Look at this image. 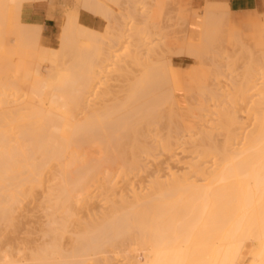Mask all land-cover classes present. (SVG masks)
I'll return each instance as SVG.
<instances>
[{"label": "bare ground", "instance_id": "bare-ground-1", "mask_svg": "<svg viewBox=\"0 0 264 264\" xmlns=\"http://www.w3.org/2000/svg\"><path fill=\"white\" fill-rule=\"evenodd\" d=\"M24 1L30 0H0V21L3 20V23L0 22V34H5V39L1 35L0 41L6 40V33H9L3 31V27L4 30L7 29L5 23L7 22L6 18L8 19L7 15L13 10L16 15L13 25L14 30L12 29L11 31L13 34H8V38L10 37L11 39L9 38L10 40H8L7 38L6 42H0V59H3L0 61H11L13 64L15 58H18L15 61L19 60L18 63H14L16 65L13 66L15 67L13 70H9L10 63L0 62V69H3V72L4 70H9L10 75H12V71L17 79L12 83L11 78L3 80V83L0 82V264H87L89 260L92 262L94 260V264H99V261L94 257L99 259V254L102 255L108 250L115 255L120 253L122 248H124V251H121L122 253L125 250L127 253L128 250L130 252L136 250L144 251L145 261L141 263L139 259V262H131L130 260H133L131 257L134 258L136 256L134 255L127 257L130 258L129 262L131 264H243L246 241H257L260 243V253L251 264H264V71L262 76L260 75L261 77L255 75V73H251L250 76L246 74L243 80L239 81L240 83L235 82L232 85L236 86V83H239L237 87H233V90L240 92L239 101L247 105L245 110L241 108L245 107V105H238L243 111H246L245 119L251 123V129L246 131V133H242L244 137L241 134L240 136L237 134L239 129L244 130L238 122V110L231 112L225 107H223L225 110L221 109L216 114L219 116V122L221 123L219 125V133L215 135L202 130L197 132L193 126V119L196 116L195 111L189 110V107L184 112L180 111L179 97L174 94V91H178L179 87L175 83L173 68H171V58L177 52L176 54L178 55L176 56L201 61L203 53L208 54L205 48L211 43L209 41L218 38V34L221 35L218 33L219 27L231 15L229 7L225 6L227 4L221 5L216 2L206 4L205 17L203 16L205 20L202 23V43L200 44L196 43L197 33L200 29L195 26L190 27L189 31L188 28L183 27L188 31V34L185 32L187 35H185L183 40L181 39L182 41L180 42L176 39L166 40L165 42L168 46L166 44L164 46L163 42L162 45L164 47L160 45L159 49H162L159 52L157 51V46L152 47L153 44L151 45L152 48H156L153 52L151 48L146 47L150 44L147 45L146 42H141L142 40L140 39L141 41H139L136 37L134 39L138 41L137 43L135 41L133 45L130 38L126 39L131 46L126 48H128V54L133 60L132 63H129L131 66L127 64L129 66L127 68V66L122 65L119 70L118 67L121 65L115 64L117 68H112L114 64H109L110 61L102 63V65L98 63L100 68L95 66V63L94 66H91L93 63L91 62L92 58L90 59L89 56H101V52V54H98L99 50L102 49H99V44H108L112 41L108 37L113 38L114 29L117 30L116 24H121L120 26L123 28V24L131 23V19L129 18V21H127L126 18L130 11L127 16L122 18L121 15L122 19L118 17L119 20H116L117 17L114 16L113 11L104 3L99 0H83L81 9L95 16H102L105 18L104 20H109L112 17L111 14L114 18L116 17L115 19L112 17L110 21L106 20L109 22L108 30H112L108 31L106 29V36L99 34L101 38L106 37L103 40L98 38L100 36H98V33H96L97 35L95 34V30L81 25L76 16L72 13H67L66 21L60 28V32L57 30L60 46L55 49H48L40 44L43 27L28 25L20 20L19 13ZM117 1L115 0V2ZM161 2L163 1L161 0ZM161 2H156L161 8L159 9L155 6L158 8L157 11L154 10L156 13H160L159 10L163 12L168 7H166L167 0L163 3ZM138 3L140 4V2ZM125 4L131 5V0H127ZM145 4L146 7L142 6L144 10L149 8V6L147 7L148 2ZM149 4L151 5V3ZM186 4L188 5L189 2ZM11 6H13V10ZM136 6L134 4L130 6L133 11L128 7L131 10V17L134 15L137 18L138 16H143L142 19L145 22L150 20L145 16V12L147 11L148 13L149 10L147 9L143 12L142 7L138 6L139 9H136ZM152 6L154 5L152 4ZM117 7L119 8V3ZM179 8L181 9V7ZM180 9L178 13L180 12L181 16H179L180 14L176 15L185 22L186 18H184L183 14L189 12L187 10L189 7L186 8L184 6ZM123 12L124 10L122 14ZM193 12L192 18H194ZM195 13L198 14V12ZM187 15L189 18L191 14L188 13ZM160 17L156 16V19ZM165 17L161 18L165 19ZM139 18L138 20L134 19L133 22L138 24L142 20H139ZM154 18L149 21L150 23L152 22L151 24L155 21ZM171 18L173 19V17ZM179 18L177 19L179 20ZM142 21H140L141 24L139 23L141 26ZM192 21H195V19H192ZM164 22L168 24L167 21ZM187 22L188 24L185 27H189V20ZM146 23L142 26L144 29H147L148 26L150 27V23ZM158 23L160 22L158 21ZM226 23L228 24V30L230 28L227 31V35L230 37L229 45H232L233 42L231 40L234 38L248 39L251 36L253 37L251 39L255 42L254 39L259 41L264 35V29L258 26L259 28L253 33H249L250 36L248 37L242 33H235L234 36L236 37H234L229 18ZM172 24L171 26L174 27ZM181 24L182 22L180 26ZM132 25H127L126 27H131ZM155 25L157 24L154 23L153 26L155 27ZM163 26L165 27V25ZM130 27L128 28L129 32L132 29ZM150 29L149 31H151ZM161 29L163 30V28ZM119 30L116 32H119ZM112 31L114 32L113 34ZM83 32H89L87 34L90 35V38L87 34L83 36L84 38L86 37L87 41L94 37L93 39L98 38L100 42H104L100 43L98 39L94 40L95 42L89 40L88 42H91V45L95 43L97 46L95 47L93 44L92 46H87L89 50L85 47L83 48L84 50H80L79 40H83ZM127 32L125 31L124 33L123 29V32L119 34L121 36L125 34L126 38L128 37ZM160 32L161 34H159L162 36L163 32ZM255 32H257V36L251 35ZM81 33L83 34L81 35ZM145 33L148 34V32ZM151 33L152 36L156 35H153V31ZM132 34H135V32ZM237 34H239L238 37ZM240 34L244 36L240 37ZM80 36L81 39H79ZM121 36L117 37V39L115 38L119 44L124 39ZM138 36L141 38L143 34L142 36L138 34ZM160 36L158 39H161ZM166 36L165 38L171 37ZM153 39H156L157 42L160 41L154 37ZM144 40L146 41L147 39ZM97 41L99 44L96 43ZM127 41H123L122 44L128 45ZM168 41H173V43H168ZM153 42L150 41V43ZM204 42H207L208 45L204 46V50H201ZM253 42L251 41L250 43L254 45ZM125 45H122L121 48L124 49ZM115 46H113V50L117 48ZM165 47L166 49H164ZM255 47L257 50L263 49L260 41L255 43ZM91 48L92 51L90 50ZM126 48L125 50H127ZM237 49L241 50V47ZM78 51L81 53H77ZM262 51H255L253 55H258L259 53L257 58H261L260 55L264 52ZM109 53H104L108 56L105 57L107 59L114 58L115 54L112 52L114 54L112 57L111 53ZM172 53L174 56H172ZM81 60L83 61L82 63ZM85 60L90 61L91 63L88 62L90 65H87ZM257 61L259 62L260 60ZM260 63L263 62L261 61ZM1 65L5 66L6 69L1 68ZM203 66L204 63L195 65L188 83L192 87H188L189 85L186 82L185 88H187L188 92H197V90L194 91L192 88H194L193 86L197 88L198 84L196 82L198 78L203 85V79L200 80V77L204 78L206 76H203L205 74L204 71H206V67L203 68ZM262 67L264 70V63ZM10 68H12V65ZM114 69H117V71ZM121 69L123 74L119 72ZM126 69L129 71H126ZM214 69L213 71L215 72L212 73L213 81H219L224 71L219 64H216ZM254 70L257 71V69ZM110 71L117 73L115 76L112 74L114 78H117L118 74L120 77L124 76L126 71L125 76H122L125 79L121 78L122 81L119 80L120 82L124 80V82L120 83L121 85H116L120 77L115 82L114 78L109 76L111 74ZM258 71L260 73L259 69ZM3 72H1V76H3ZM65 72L69 74L67 80H63L66 76ZM4 77L8 78L10 76L7 77L5 75ZM207 77L205 78L207 79ZM108 79L111 82L113 80L114 83H109ZM126 79L127 81L125 82ZM61 82L62 84H60ZM207 82L208 80L204 85ZM124 83L125 85L127 83V85L123 87L122 84ZM198 83L200 85V82ZM169 84L171 85L169 86ZM202 85H200L201 88L199 87L198 91H200L199 93H201L206 102V99L210 96L205 98V95L202 94L205 93L206 89ZM17 90L27 92L26 98L30 100L32 98L33 107L29 99L28 103L23 104L25 101H21L22 105H17L16 102H18L19 98L14 95ZM8 92H11L12 96L14 95L17 100L13 97L12 99L16 101L11 99L10 101ZM219 95L217 96L216 93L214 96L217 99L225 98ZM227 96H230V94ZM212 98L213 100L215 99L214 97ZM217 99L215 101L220 100ZM198 102L201 104L198 103L199 105H197L196 103L199 108L195 110H200L203 106L206 107L207 103H202L201 100ZM232 104L234 105L235 103ZM220 106L222 105L220 104ZM233 107L232 109L235 111ZM241 109L240 111L243 112ZM203 114L201 113V115ZM201 115L199 117L203 118L204 115ZM162 120L168 121L169 127L174 125L169 130V127L164 124L166 129L169 130L166 132L164 129L166 135L163 134V130L160 131L164 127H161L163 125L160 123ZM154 134L156 138H158V134L159 138L160 135L162 136L160 138V147L165 153L172 152L175 145L179 146L178 142L183 138L185 145L190 142L191 149H193L192 153H196L197 156L192 158V160L190 159V161H183L182 165L185 164L186 168L184 169L188 172L184 170L186 173L182 172L183 174H178L179 176L172 172L170 173L171 179L168 181H162L160 177L156 176L146 194L140 193L139 195L132 191L131 200H126L127 197L125 198L124 196V199H121V196L118 204L109 202L111 197L108 198L106 196V191L114 188L109 187L110 189L108 188L105 191L106 194L104 192V201L111 203V206L109 207V204L108 209L106 208L107 212H109L107 213L105 210L106 213L103 211L101 215L96 214L97 216L88 214L89 216H87L85 221V218L83 219L80 216L82 211L80 209L84 208L86 200L91 197L87 194L90 191L89 189L91 187L94 188L95 185V189H102L101 186L100 188L98 186L101 180L100 176L103 175L102 177H104L106 174L109 178V174L114 173L115 163L120 160L119 155L123 156L125 154L119 166V174L125 177L126 174L129 176L128 174H132V171H136L140 162V155H152L153 147H149L143 139ZM219 136L222 139L221 141L216 139ZM241 136L243 137V139L241 138L243 142H240V145L234 144V140ZM183 146L184 144H182ZM96 153H99L98 155L101 158L97 157L94 159ZM108 153H112V156H109L110 154L106 155ZM113 155L117 157V160L116 158L111 160V158H114ZM128 155L129 159L127 158ZM105 156H109V160ZM126 158L127 160H125ZM177 162L179 163V161ZM207 162L213 163V166L206 164ZM205 165H209L211 169ZM107 177L105 181L108 179ZM192 177H195V179L201 177V182L195 179L192 180ZM104 184L102 185L106 187L107 185ZM106 197L109 199L108 202ZM26 202H31V206H35L34 210H41L42 215L37 212L40 214L37 219L41 220V222L39 221L41 223L39 226L40 228L42 227V231L39 230L40 228L37 230V227H34L38 225V222H34L36 220L34 212L33 224H36L33 225V228L35 229L31 228L32 231L28 229V233L30 234L31 232L33 233V230H37V235H41L38 238L41 237L39 240H41L40 243L42 244L35 243L34 241L38 239L34 237V241L30 240L37 247H32V242L29 243L30 240L25 237L29 242L22 239V243L20 242V245L23 244L21 248L18 247L17 250L13 251L12 245L14 242L19 244L20 241L18 239L20 234L16 237L18 239L16 242L14 233H18L17 231L20 229V232H22V226L19 227L18 225H22L20 222H26H24V217H22L24 218L23 221H20L22 216L20 213L25 211L24 204ZM27 204L29 205V203ZM81 205L83 206L81 207ZM23 225L25 226V224ZM35 233L36 231L33 235L37 236ZM12 234L15 239L13 243ZM28 237L30 238V236ZM67 240L69 241V246L64 244ZM27 243L31 244L32 249L29 244L28 248L26 247ZM15 244L13 245L14 248ZM124 245L129 247L125 249ZM15 251L16 255L14 254ZM18 254H22V257ZM108 259L110 258L108 257L106 261ZM111 260L109 262H112Z\"/></svg>", "mask_w": 264, "mask_h": 264}, {"label": "rangeland", "instance_id": "rangeland-1", "mask_svg": "<svg viewBox=\"0 0 264 264\" xmlns=\"http://www.w3.org/2000/svg\"><path fill=\"white\" fill-rule=\"evenodd\" d=\"M30 1H33V0H30ZM82 1V2H81ZM102 3H104L108 8H110L112 11H113V14H114V16H116L117 18L119 17V18H121V15H122V18H123V16H127V14H128V12H129V14H128V17H126L127 18V21H129V18L131 19V23L133 22V20L134 19H137L138 20V18H139V20L140 19H142L143 18V16H138V18H137V16H135V18L133 19V17H131L132 15H131V10L133 11V9H131L132 7H130V6H132L133 4L136 6L137 4H139L138 2H140V4L139 5H137L136 6V9L138 8L139 9V7L138 6H140V7H146V2H148V5H147V7L149 6V8H146V10L148 9L149 11H148V13H150V14H148L147 13V11L146 10H144V8L142 9V10H144L143 12H145L146 13V15L145 16H147L146 18L148 19H150V20H147L146 22L147 23H150L149 21H152L153 20V18H154V22H153V24H151L150 23V27H151V29H150V27L148 26V28L151 30V31H149V29L147 28V25H146V28L147 29H144V27H142V26H144L145 24L144 23H146L145 22V20L144 19H142L143 21H144V23H143V21L142 20H140V21H142V26L140 25L141 24V22L139 21V23L137 24V23H135V22H133L132 24H134V25H132L131 23H127V25H132L131 27H132V29H130L131 31V33L129 32V27L130 26H128V27H126L127 25L126 24H123V28H122V26H120L121 24H116L117 26H115V27H117L116 29L117 30H115L114 29V31H115V34L113 35V38H109L108 36H110V35H108L107 37H108V39H110V43H108V44H104L103 42L104 41H101L103 44L101 45V44H99L98 43V41L96 42L97 44H99L100 46H102V47H100V46H98L99 47V49L100 48H102V49H100L99 50V52H98V54H101V56L99 55H96V57H90L89 56V58L91 59V62L93 63V64H91V66L93 65L94 66V63L96 64L95 66H97V67H99V64L98 63H100V65H102V63H107V62H109V64H111V65H113L112 66V68L114 67V68H117V66L116 65H121V66H119L118 68H119V70H120V68H122V65H124V66H127V64L129 65V66H131V64H129V63H132V58H131V56H129V54H128V48H126V47H129L130 45V43L128 44V39L130 38V41H132V45H133V43H135V41H136V39H139V41H141V42H146L147 43V45H149V46H146V44L145 43H143V44H145V46L146 47H148V48H151L152 50H153V52L155 51V49L157 48L158 50V52H159V50L161 51V49L162 48H160L159 49V47H161L160 45H162V43H163V45L165 46V44L167 45V43L165 42L166 40H177L178 42H180V41H182L183 40V38L185 37V35H187L188 34V31L190 30V27H199V32L197 33V37H196V43L197 44H200V43H202V29H203V22H204V20H205V18H203V16L205 15V11L204 10H206V5L204 6V7H202V8H195L194 6H193V4L191 3V1L190 0H167V5H166V7H167V9L166 10H164L163 12L161 11V10H159L160 11V13H161V15H160V13H156L155 11H157L158 10V8L160 7L159 5H157V3L160 1L161 2V0H158V1H152V0H131V5L130 4H125V2L127 1V0H116L117 2H115V0H111V1H107V0H100ZM163 2L165 1V0H162ZM172 1V2H171ZM189 2V6L186 4V3H182V2ZM26 2H28V1H24L23 3H22V8H23V6H24V4L26 3ZM33 2H35V1H33ZM81 2V3H80ZM112 4H111V3ZM132 2H133V4H132ZM141 2H142V4H141ZM152 2H154V3H152ZM157 2V3H156ZM163 2H161V3H163ZM82 3H83V0H71V3H69V4H64L63 6H64V13H63V15H64V18L63 19H61L60 20V28L64 25V23H65V21H66V16H67V13H72L74 16H76L77 18H78V12L80 11V10H83V9H81V6H82ZM118 3H119V8L117 7L118 6ZM137 3V4H136ZM149 3H151V5L149 4ZM161 3H159V4H161ZM115 4H117V5H114ZM152 4L154 5V6H152ZM169 4V5H168ZM184 4V5H183ZM208 4V3H207ZM210 4V3H209ZM153 8H152V7ZM158 7V8H156V7ZM184 6H186V8L187 7H189V9H187V10H189V14H191V15H189L190 17V19L188 18V13L186 14V12L185 11H187L186 9H183V10H185L184 12V14H183V16H184V18H186L185 19V22H186V24H185V22L184 21H182V18H179V17H177V15H179V16H181V13L179 12L178 13V11H179V7H181V9H182V7H184ZM128 7H129V9H131V10H129L128 9ZM11 8H12V10H13V6H11ZM22 8H21V11H20V13H19V16H20V20L22 21V19H21V12H22ZM124 8V9H123ZM125 8H127V9H125ZM150 8H152V9H150ZM165 8V7H164ZM159 9H161V8H159ZM173 9H175V10H173ZM180 9V10H181ZM124 10V12H123V14H122V11ZM126 10V11H125ZM155 10V11H154ZM169 10V11H168ZM171 10V11H170ZM175 12H173V11ZM183 10H182V13H183ZM192 11H194L193 13H194V18H192L191 16H193L192 15ZM166 12V13H165ZM195 12H198V14H196ZM203 12H204V14H203ZM125 13H126V15H125ZM145 13H143V14H145ZM154 13V15L152 16V14ZM171 13V14H170ZM173 13V14H172ZM133 14V13H132ZM159 14V15H158ZM163 14V15H162ZM165 14V15H164ZM169 14V15H168ZM177 14V15H176ZM195 14H196V16H195ZM93 15V14H92ZM157 17H165V19L164 18H157L156 19V16ZM176 15V16H175ZM8 16V19L6 18V21L8 22H5L6 23V27H7V29L6 30H4V27H3V31H7V32H9V33H6L7 35H6V40H1V41H7V38H8V34H13L11 31H12V29L14 30V21H15V12H14V10L13 11H10L9 12V14L7 15ZM110 16V15H109ZM111 16L113 17V15L111 14ZM110 16V17H111ZM145 16H144V18H145ZM148 16H150V17H148ZM182 16V17H183ZM197 16H199V17H197ZM97 17H99V18H101L103 21H104V25H103V27L101 28V29H98V30H95L94 32H95V34L96 33H98V36H102L103 34H104V36H106L105 35V32H107L106 31V29L108 30V23L109 22H107V21H110V19L112 20V17L108 20V19H106V20H104L105 18H103L102 16L100 17V16H97ZM115 17V18H116ZM153 17V18H152ZM171 17H173V19L171 18ZM176 17V18H175ZM196 17V18H195ZM205 17V16H204ZM114 18V17H113ZM114 18V19H115ZM116 18V20H119V18L117 19ZM121 18V19H122ZM125 18V17H124ZM126 18H125V20H126ZM168 18V19H167ZM177 18H179V20H180V22H179V20L177 19ZM183 18V19H184ZM228 18H229V21H231V28L233 29V31H232V33L234 32V34H232L233 36L235 35V33H242V34H244L245 36H250V34L249 33H253L256 29H258L259 27L258 26H261V28L262 29H264V14H257V13H246V14H240V15H236V14H232L231 13V15H229L228 17H227V19H225L224 21H226L227 22V20H228ZM120 19V20H121ZM162 19V20H161ZM170 19V20H169ZM189 20V27H185V26H187V24H188V20ZM192 19H195V21H192ZM125 20H123V21H125ZM136 20V22H138ZM187 20V21H186ZM122 21V20H121ZM157 21V22H156ZM158 21L160 22V23H158ZM161 21H162V24H161ZM163 21H167L168 22V24L166 23V22H164L163 23ZM177 21V22H176ZM222 22L221 24L222 25H220V27H219V31H218V33H220L221 35H217V37L218 38H216V39H214L213 41H209V42H211L209 45H208V43L207 42H204V45H200L202 48H201V50H204V46H207L205 49H207V53L208 54H206V53H203L204 55H203V58L201 59V61H198V60H196V59H193V58H188V57H180V56H176V55H178V54H176L175 53V56H174V52L172 53L173 55L172 56H174V57H172L171 58V60H172V64H171V68H173L172 70H173V74H174V78H175V83L177 84V86L179 87V89H178V91H174V94L175 95H177L178 97H179V99H178V101L180 102V104H181V108H180V111H185L186 110V108H188L189 110H193V111H195V113H196V116H195V118L193 119V126L195 127V130L198 132V131H200V130H202V131H207V132H211V133H214L215 135H216V133H219V130H220V127H219V125H221V123L219 122V116H217L216 114L221 110V109H224L223 107H225L226 109H228L229 111H231V112H236V110H238L237 112V114H238V116H239V120H238V122L240 123L239 125H240V127H243L244 128V130L243 129H239L238 131H237V134H239L238 136H240V134L244 137V134H242V133H246V131H249L250 129H251V123H250V121L249 120H246L245 118H246V114L247 113H245L246 111H243L241 108H244V110L246 109V104L245 103H242L241 101H239V98H240V96L241 95H239L240 94V92L238 91V90H233V87H237V85L240 83L239 81L240 80H243V78L245 77V75L247 74V76H250V74L251 73H255V75H261L262 76V72L264 71L263 70V67H262V65H263V63H264V60H263V58H264V35H262V37L260 38L261 40H259L260 42H261V44H262V50H257V48L255 47V43L257 42H259V41H256V40H258V39H254L255 40V42H253V39H251V38H253V37H251L250 36V38L248 37V39L247 38H240V39H232L231 40V42H233L232 43V45H229V38L230 37H228V35H227V31H229L230 30V28H229V30H228V28H227V26H228V24L226 23V22ZM1 23H3V20H1L0 21ZM23 22V21H22ZM171 22V23H170ZM179 22V23H178ZM182 22V24H184V25H182L181 24V26H180V23ZM194 22V23H193ZM1 23H0V25H1ZM120 23V22H119ZM146 23V24H147ZM154 23H156L157 25H155V27L153 26L154 25ZM173 23V24H172ZM160 24V25H159ZM171 24L172 25H174V27H172L171 26ZM178 24V25H177ZM120 26V30L118 29V27ZM125 25V26H124ZM138 25V26H137ZM153 27H152V26ZM159 25V26H158ZM163 25H165V27L163 26ZM167 25H168V28H167ZM170 25V26H169ZM32 26H35V25H32ZM134 26V27H133ZM130 27V28H131ZM171 27V28H170ZM178 27V28H177ZM180 27H182V28H180ZM188 28V31L187 30H185L184 28ZM222 27V28H221ZM60 28H59V32H60ZM121 28H122V30H121ZM125 28H127L126 30H125ZM140 28V29H139ZM142 28V29H141ZM152 28H154L153 30H152ZM160 28H163V30L161 29L160 30ZM174 28H177V29H174ZM110 29V28H109ZM123 29H124V33H125V31L127 32L126 34L128 35V37H126L125 38V34H122V36L119 34V33H122L123 32ZM137 29H138V31H137ZM157 29V30H156ZM165 29V30H164ZM172 29H173V31H172ZM222 29V30H221ZM1 30V29H0ZM112 30V29H111ZM111 30H108V31H111ZM119 30V32H116V31H118ZM135 30V31H134ZM142 30H144V31H142ZM162 31L163 32V34H162V36H160V34H161V32L160 31ZM167 30V31H166ZM177 30V31H176ZM179 30H180V32H179ZM184 30V31H183ZM122 31V32H121ZM141 31V32H140ZM153 31V35H155V36H152V32ZM155 31V32H154ZM258 31V30H257ZM4 32V33H5ZM81 32H82V30H81ZM135 32V34H132V33H134ZM145 32H148V34L147 33H145ZM169 32H171V33H169ZM182 32H184V33H182ZM185 32H187V34L185 33ZM245 32V33H244ZM84 33V34H83ZM83 33H81V35H82V38H83V40L81 39V36H80V38L79 39H81V40H79L80 41V50H82L84 47L85 48H87V46H92L93 44H94V46L96 47L97 45L95 44V43H92V45H91V42H88L89 40L91 41H94V40H97L98 38H101V36L100 37H98L97 39H93V38H91V39H89L90 38V35H88L87 33H89V32H83ZM92 33V32H91ZM114 32L112 31V34H113ZM122 37V38H124V39H122L124 42L125 41H127V44L128 45H125V43L124 44H122L123 43V41L122 42H120V44H119V42L117 43V37L119 36L118 34ZM129 33H130V35H129ZM140 35V36H142V34H143V39H142V37L141 38H139V36H138V34ZM160 33V34H159ZM174 35H173V34ZM85 34H87V36H89V38L87 37V39H89L88 41L83 37V36H86ZM100 34V35H99ZM151 35V37H149L150 35ZM177 34H179V35H177ZM242 34H240V37H242V36H244V35H242ZM257 34V32H255L254 34H251V35H253V36H257L256 35ZM1 35H3V37H4V39H5V34H3V33H1L0 34V39H1ZM93 35V34H92ZM97 35V34H96ZM147 35H149V36H147ZM158 35V36H157ZM166 37H169V36H171V37H169V38H165V36ZM10 36V35H9ZM119 36V37H120ZM146 36H147V38H146ZM161 37V39H158V37ZM231 36V35H230ZM239 36V34H237V37ZM12 37H14V36H12ZM92 37V36H91ZM118 37V38H119ZM131 37H133L132 38V40H131ZM136 37V39H134ZM153 37L154 38H157L158 40H160V41H156V39L154 40L153 39ZM178 37V38H177ZM216 37V36H215ZM228 37V38H227ZM234 37H236V36H234ZM10 38V37H9ZM8 38V40H10ZM15 38V37H14ZM96 38V37H95ZM104 38H106V37H104ZM104 38H101V39H103L104 40ZM116 38V39H115ZM165 40H164V39ZM171 38V39H170ZM255 38H258V37H255ZM127 39V40H126ZM133 39H134V41H133ZM141 39V40H140ZM144 39H147L146 41L144 40ZM153 39V40H152ZM182 39V40H181ZM227 41H226V40ZM250 39V40H249ZM99 40V42H100V39H98ZM114 40H115V42H114ZM164 40V41H163ZM0 41V42H1ZM118 41H120L119 39H118ZM138 41V40H137ZM137 41H136V43H137ZM150 41H154L153 43H150ZM214 41H216V42H214ZM226 41V42H225ZM240 41V42H239ZM253 42L254 43V45L252 44V43H250V42ZM95 42V41H94ZM100 42V43H101ZM157 44H156V43ZM170 42H172L173 43V41H168V43H170ZM237 42V43H236ZM117 43V44H116ZM155 43V44H154ZM214 43V44H213ZM228 43V44H227ZM120 46H119V45ZM154 46H153V45ZM235 44H237V45H239L238 47H236L237 45H235ZM116 45V46H115ZM122 45H125V47H123L124 49H122L121 47H122ZM151 45H152V47H156V48H152L151 47ZM162 45V46H163ZM228 45V46H227ZM246 45V46H245ZM257 45H259V44H257ZM60 46V41L58 42V46H57V48ZM104 46V47H103ZM110 46H111V48H110ZM113 46H115V47H117V48H115V50H113ZM145 46H143V47H145ZM163 46V47H164ZM168 46V45H167ZM234 46V47H233ZM249 46H251V47H249ZM107 47V48H106ZM131 47V46H130ZM241 47V50L240 49H237V48H240ZM258 47H260V46H258ZM93 48V47H92ZM92 48L90 49L91 51H92ZM125 48L127 49V50H125ZM231 49V50H229V49ZM245 48V49H244ZM254 48V49H253ZM256 48V49H255ZM88 50H89V47L87 48ZM106 49V50H105ZM111 49V50H110ZM117 49V50H116ZM164 49H166V47L164 48ZM214 49V50H213ZM243 49V50H242ZM1 50V49H0ZM84 50V49H83ZM94 50V49H93ZM98 50V49H97ZM110 50V51H109ZM247 50V51H246ZM253 50H255L256 52L257 51H262L263 53H261V58L260 57H258L257 58V56L259 55V53H258V55H253V54H255V51H253ZM105 51V52H104ZM108 51V52H107ZM236 52V54H235V52ZM94 52V51H93ZM101 52V53H100ZM111 54H110V53ZM115 54V56H114V54ZM204 52V51H203ZM77 53H81L80 51H78ZM88 53H92V52H88ZM96 53H97V51H96ZM104 53H109L112 57L114 56V58H110V59H107L106 57H108L107 56V54H104ZM247 53V54H246ZM85 54H86V51H85ZM95 54V53H94ZM235 54V55H234ZM250 54V55H249ZM257 54V53H256ZM78 55V54H77ZM83 55V54H82ZM88 55V54H87ZM109 55V56H110ZM117 55V56H116ZM130 55H131V53H130ZM223 56V58H222V56ZM79 56V55H78ZM77 56V57H78ZM80 56H81V54H80ZM106 56V57H105ZM205 56H207V57H205ZM255 56V57H254ZM100 57V58H99ZM117 57V58H116ZM218 57H220V58H217ZM15 58V57H14ZM13 58V59H14ZM80 59H81V57H79ZM96 58H97V60H96ZM116 58V59H115ZM251 58V59H250ZM12 59V60H13ZM18 59V58H17ZM16 58L14 59V61H13V64L11 63V61H3L4 63L6 62L7 64L8 63H10L11 65H12V68H10V66L11 65H9V70H13L15 67H13L14 65H16V64H14V63H18V61H15V60H17ZM84 59V58H83ZM256 59V60H255ZM0 60H3V59H0ZM4 60H7V59H4ZM11 60V59H10ZM68 60H70V59H68ZM102 60V61H101ZM217 61L216 63H215V61ZM251 60V61H250ZM257 60H260L259 62L257 61ZM85 61H87V60H85ZM84 61V62H85ZM256 61V62H255ZM263 62V63H260V62ZM1 62V61H0ZM3 62H1V63H3ZM79 62V61H78ZM83 61L81 60V63H82ZM88 62H90V61H87L86 63H87V65H90V64H88ZM90 62V63H91ZM134 62V61H133ZM5 63V64H6ZM68 63H71V62H68ZM122 63V64H121ZM171 63V62H170ZM199 63H204V66H203V68H205V70L207 71L208 70V72H206V71H204L205 72V74L203 75V76H205V77H207V79L204 77V78H202V77H200V80H202L203 79V81H204V83L208 80V82L204 85V83H203V85L201 84L202 82L201 81H199V78H198V81L196 82L197 84H198V86H197V84H196V86H197V88L195 87V86H193L194 88H192V90L194 89V91L195 90H197V92L195 91V93L194 92H188L187 91V88H185L186 87V82H187V84L190 82V76H191V73H192V71H193V69H194V67H195V65H199ZM205 63H207V64H205ZM215 63V64H214ZM116 64V65H115ZM216 64H219L220 66H221V68H222V70L224 71V74H223V76L219 79V81H213V75H212V73L213 72H215V71H213V70H215L214 69V67H215V65ZM253 64H255V65H257V66H255V65H253ZM207 65V66H206ZM213 65V66H212ZM7 66V65H6ZM129 66H127V68L129 67ZM254 67V68H253ZM1 68H5L6 69V67L5 66H3V65H1ZM8 68V67H7ZM100 68V67H99ZM111 68V67H110ZM110 68H108L109 70H110ZM170 68V69H171ZM96 69H98V68H96ZM174 69H176V70H174ZM210 69V70H209ZM254 69H257V71H255ZM258 69L260 70V73H259V71H258ZM1 71H0V82H2L3 83V80L5 81V79H10L11 80V83L12 82H15L17 79L14 77V73L11 71V73H12V75H10V71L9 70H4V72H3V69H0ZM111 70H113V69H111ZM115 71H117V69H114ZM202 70H204V69H202ZM114 71V72H115ZM126 71H129L128 69H126ZM125 71V72H126ZM175 71V72H174ZM180 71V72H179ZM1 72H3V76H1ZM111 72V71H110ZM109 72V73H110ZM111 72V74H109V76L111 77V78H114V76L115 75H117V73L115 72ZM119 72H121L122 74H123V71H122V69H121V71H119ZM125 72H124V76H125ZM247 72V73H246ZM4 73H6L5 75L8 77V76H10V77H8V78H5L4 76ZM9 75H8V74ZM129 73V72H128ZM127 73V74H128ZM243 73H245V74H243ZM256 73H258V74H256ZM108 74V73H107ZM106 74V75H107ZM112 74H114V76L112 77ZM211 74V75H210ZM65 77L63 78V80H67V78L69 77V74L67 73V72H65ZM108 76V75H107ZM123 76V75H122ZM122 76L120 77L119 76V74H118V76H116L117 78L118 77H120V78H118V81L116 82V80H117V78H114L113 80H115V82H116V85H121L120 83H123L124 82V80H123V82H120V81H122V79H125V78H122ZM123 76V77H124ZM260 76V77H261ZM3 77H4V79H3ZM14 77V78H13ZM131 77V76H130ZM122 78V79H121ZM126 78H127V75H126ZM128 78H129V74H128ZM127 78V79H128ZM132 78V77H131ZM127 79L125 80V82L127 81ZM179 79H181L180 81H179ZM206 81H205V80ZM246 79V78H245ZM10 80H8V81H10ZM109 81H110V79H108ZM113 80H112V82L110 81L109 83H114L113 82ZM120 80V81H119ZM6 82H7V80H6ZM198 82H200V85H202V87L204 88V87H206V89H205V93H202V94H204L205 95V98H206V96H210V97H208V98H210V99H206V102L204 101L205 99L202 97V95H201V93H199L200 91H198V88L200 87L201 88V86L199 85V83ZM235 82H239L238 84L236 83V86L234 85V86H232ZM8 83V82H7ZM10 83V82H9ZM60 84H62V82L60 83ZM111 84V85H112ZM126 85H127V83H126ZM125 85V83L124 84H122V86L124 87V86H126ZM171 84H169V86H170ZM189 86L188 87H192L190 84H188ZM168 86V85H167ZM166 86V87H167ZM169 86H168V88H169ZM208 86V87H207ZM199 88V89H200ZM208 88H209V90H208ZM235 89V88H234ZM240 89V88H239ZM216 90V91H215ZM10 91H12V90H10ZM239 93H238V92ZM212 92V93H211ZM14 93V92H13ZM170 94H171V92H169ZM173 93V92H172ZM213 93H217V96L219 95L220 97H225V98H223V99H221V98H219V99H217L216 98V96H214L215 94H213ZM8 94H10V98H9V100L11 99V100H13L12 98L14 97V95H17V96H15V97H17V98H19L18 100H17V98H15L18 102H16L17 103V105H22V102H24L23 104H26V103H28L29 102V98H26L27 97V92L26 91H15V93H14V95L12 96V94H11V92H8ZM187 94V95H186ZM199 94V95H198ZM223 94V95H222ZM230 94V96H227V95H229ZM234 94V95H233ZM22 95V96H21ZM25 95V96H24ZM189 95H190V98H189ZM193 95V96H192ZM203 95V96H204ZM227 97H226V96ZM23 97V98H22ZM192 97V98H191ZM201 97V98H200ZM212 97H214L215 99L213 100V98ZM197 98V99H196ZM198 98H200V99H198ZM229 98H231V99H229ZM13 100V101H16V100ZM25 99V100H24ZM29 99V100H28ZM191 99V100H190ZM219 100V101H215V100ZM228 99H229V101H228ZM10 100V101H11ZM26 100H28V101H26ZM193 100V101H192ZM201 100V102L203 103H207L206 104V107L205 106H203V107H205V108H201L200 110L199 109H197V110H195L196 108H199L197 105H199V104H201V103H199L198 101H200ZM213 100V101H212ZM226 100V101H225ZM22 101V102H21ZM32 101V98H31V100H30V102ZM228 101V102H227ZM233 101V102H232ZM33 102V101H32ZM31 102V103H32ZM196 103H197V105H196ZM199 103V104H198ZM217 103H219V104H217ZM232 103H235V104H237V105H235L236 107H238V105H240V106H242V105H245V107H238V108H236ZM220 104L222 105V106H220ZM32 105V107H33V103L31 104ZM219 105V106H218ZM234 107H233V106ZM233 108H235V111H234V109H232V107ZM220 107V108H219ZM207 108V110H205ZM248 108V107H247ZM240 109L243 111V112H241L240 111ZM225 110V109H224ZM199 111V112H198ZM200 111H201V113L204 115H201V113H200ZM206 112H208V113H206ZM200 113V114H199ZM206 114V115H205ZM199 115H201V116H203V118H201V117H199ZM243 116H245V117H243ZM163 122H165V120H162V122H160L161 124H163V125H161V127L162 126H164V127H162L163 129H161V127H159V129H161L160 131H164V129H165V131L167 132V131H169L170 130V127H169V122L168 121H166L165 123H163ZM168 122V123H167ZM167 125V127H169V130L168 129H166V126L165 125ZM250 124V125H249ZM160 125V124H159ZM243 125V126H242ZM172 127H174V125L172 126ZM171 127V128H172ZM157 128H158V126H157ZM159 131V130H158ZM163 132V134H165L166 135V132ZM221 133V132H220ZM156 134V133H155ZM155 134L154 135H151V136H149V137H146L145 139H143V141L145 142V143H147L148 144V146L149 147H153V150H152V155L150 154V156H146V155H140V162H139V165L137 166V168H136V171L134 170V171H132L133 173L132 174H128L129 176H127V174L125 175V177H123V175H121V174H119L120 172H119V166H120V164L122 163V161H123V159H124V156H125V154L122 156H120L119 155V159L120 160H117V157L116 156H114L113 155V157L114 158H111V160H113V159H115L116 158V160H117V162L115 163V167H114V169H113V171H114V173H112V174H109L110 176H109V178L107 177V175L105 174V176L108 178L107 180H108V182L106 183V181H105V179H106V177L104 178V177H102V176H100V178H101V180H100V182L98 183V186H99V188H100V186H101V190L100 189H95V187H96V185L94 186V188L93 187H91V189H89L90 191H88V195L89 196H91V197H88L89 199H87L86 200V203H85V205H84V203H83V205H84V208L83 209H80V210H82L81 211V214H80V216H82L83 217V219L85 218V221H86V219H87V216H89L88 214H102V212L104 211L105 212V210H106V212H107V209H108V205H109V207L111 206V203L113 204V203H115V204H118L119 203V201L123 198L124 199V197L126 198V200H128V199H130L132 196V194H133V192L132 191H135V193H138L139 195H140V193H147V190H148V188L150 189V185L152 186V182L155 180V177L156 176H158V177H160L161 178V180L162 181H168V180H170L171 178H170V173H172V172H174V173H176V175H181V174H183V173H186V172H188V171H186L184 168H186L185 167V164H183L182 165V163H183V161H186L187 162V160H189L190 161V159L192 160V158H196V153H192V150L193 149H191V145H190V142H189V144L187 143L186 145H185V140H184V138L182 139V140H180L178 143H179V146L178 145H175V147H174V149H173V151L172 152H163L162 150H161V147H160V145H161V142H160V138L162 137L161 135H160V138H159V134H158V138H156V136H155ZM162 134V135H163ZM238 137L236 140H234V144H236V145H240L243 141L241 140V138L243 139V137ZM218 137V136H217ZM195 138H197V136H195ZM198 139V138H197ZM217 139V141H221L222 139H221V137L219 136V138H216ZM190 141V140H189ZM235 141H237V142H235ZM125 142H127V141H125ZM124 142V143H125ZM241 142V143H240ZM181 143V144H180ZM182 144H184V146L182 147ZM181 146V148H179ZM119 150V149H118ZM96 151V150H95ZM111 151V150H110ZM99 153H96V155H95V158L94 159H96L97 157H100L99 155H98ZM110 153H108V154H106V155H109ZM109 156H112V153L109 155ZM109 156H105V157H107V159L109 160ZM118 156V155H117ZM122 158V160H121V158ZM127 157V156H126ZM101 158V157H100ZM128 159H129V155H128V157H127ZM127 158L125 159V160H127ZM119 161V162H118ZM177 161H179V163L177 162ZM208 161H211V160H208ZM206 164H210L211 166H213L212 164H211V162H207ZM205 166H208V168L210 167L209 165H205ZM105 167H107V166H105ZM118 168V169H117ZM210 169H211V167H210ZM186 172H185V171ZM183 172V173H182ZM117 173V174H116ZM131 173V172H130ZM104 174V173H103ZM121 175V176H119V175ZM178 175V176H179ZM193 176V175H192ZM196 177V176H195ZM195 177H192V180L193 179H195ZM199 178V179H198ZM197 179H195V180H199V182H201L200 181V179H201V177H198ZM110 179V180H109ZM109 181H110V183H109ZM105 183V184H104ZM100 184V185H99ZM102 184H104V185H107L106 187H104ZM113 188V190L110 192L109 190H108V188ZM93 188V189H92ZM109 188V189H110ZM106 189L110 192H108V191H106ZM107 192V194H106V192ZM149 191V190H148ZM104 192H105V194H106V196L108 197V198H110L111 197V199H110V201H109V199H107V197H106V200H107V202L109 201V202H111V203H106V201H104ZM90 193V194H89ZM110 196H109V195ZM86 195V194H85ZM122 196V197H121ZM124 196V197H123ZM120 197H121V199H120ZM129 197V198H128ZM85 199H86V197H84ZM84 199V200H85ZM114 200V201H113ZM116 200V201H115ZM131 200V199H130ZM27 203H29V205L27 204ZM26 204V205H25ZM24 204V209H25V211H22L21 213H20V215L22 214V216L20 217L21 219H20V221H23V219H24V222L25 223H23V222H20V223H22V225H18L19 227H21L22 226V232H20L21 231V229L20 230H18L17 232L18 233H14V236H15V238L19 235V237H18V239H20V241H19V244H18V242H17V238H16V244H15V239H14V236H13V234H12V239H14L13 241H12V243L14 242V244L16 245L15 246V248L13 247V245H12V249H13V251L14 250H17L18 249V247H20L21 248V245H23V244H21L20 245V242L22 241V239H24V241H27L28 239L30 240V239H32L33 241L35 240V238L34 237H37L36 239H38V240H35L34 242L35 243H40V241L41 240H39V239H41V237L40 238H38L39 236H41V235H37L38 233H37V230L40 228V226H39V224L41 225V223H39V221L41 222V220H39V219H37V216L38 215H42V213L40 212L41 210H34V208H35V206L34 207H32L31 206V202H26ZM83 205H81V207L83 206ZM107 205V206H106ZM80 207V208H81ZM107 208V209H106ZM29 209V210H28ZM26 210H28V211H26ZM26 212V213H25ZM35 212V213H34ZM40 212V214H38V213ZM105 212V213H106ZM109 212V211H108ZM107 212V213H108ZM35 214V216H36V218H35V216H34V214ZM36 213H37V215H36ZM29 214V215H28ZM25 215V216H24ZM96 215V216H97ZM99 215V216H100ZM31 216V217H30ZM92 216V215H91ZM22 217H24V218H22ZM40 217V216H39ZM27 218V219H26ZM36 219V220H38V221H34V222H38L37 224L38 225H35V224H33V219ZM30 221H31V224H30ZM27 222H28V224H27ZM23 224H25V226L23 225ZM27 225V226H26ZM33 225H35L34 227H37L36 229L37 230H33V233L36 231V235L37 236H35V235H33V233L31 232L30 234L28 233V229H31V228H33ZM17 226V227H18ZM39 226V227H38ZM33 229H35V228H33ZM39 230H41L42 231V227L39 229ZM30 231H32V229L30 230ZM20 232V233H19ZM38 232H40V231H38ZM27 234H29V235H27ZM23 235V236H22ZM26 235V236H25ZM33 235V236H32ZM70 235V234H69ZM28 236H30V238L28 237ZM25 237H27L26 239H25ZM29 240L27 241V242H29ZM33 241H31L30 240V242L29 243H31V244H33L32 245V247H34V246H36L37 247V245L36 244H34L33 243ZM11 243V244H12ZM22 243V242H21ZM24 243V242H23ZM29 243H27V245H26V247L28 248V244ZM43 243H44V241H43ZM68 243H69V241L67 240V241H65V243L64 244H67L68 245ZM19 246H18V245ZM25 244H26V242H25ZM24 244V245H25ZM31 244H29L30 245V248L32 249V247H31ZM40 244H42V243H40ZM39 245V244H38ZM69 246V245H68ZM126 248L125 249H127L129 246H127V245H124ZM123 246V247H124ZM17 247V248H16ZM23 247H25V246H23ZM64 247H65V245H64ZM133 248V247H132ZM132 248H131V250H132ZM65 249H68V248H65ZM124 248H122V250H123ZM134 249V248H133ZM122 250H120V253H118V254H113V253H110L109 252V250L107 251V252H105V253H103L102 255H100L99 254V259H98V257H94V258H96L99 262V264H131V262H141V263H143L144 261H145V257L143 256L144 255V251L143 250H136V251H132V252H130L129 250H128V253H127V251L125 250V252L124 253H122L121 251ZM135 250V249H134ZM124 251V250H123ZM127 253V254H126ZM259 253H260V243L259 242H257V241H246L245 242V247H244V261H243V264H251L255 259H256V257L259 255ZM15 255H16V251H15V253H14ZM106 254V255H105ZM126 254V255H125ZM133 254V255H132ZM18 255H20V254H18ZM22 255V254H21ZM20 255V256H21ZM113 255V256H112ZM134 255H136V256H134ZM19 256V257H20ZM101 256V257H100ZM103 256V257H102ZM106 256H108L110 259H108L107 261H106V259L108 258H106ZM131 256H134V258L133 257H131ZM22 257V256H21ZM105 257V258H104ZM114 257V258H113ZM127 257H131L133 260L135 259H137L136 261L134 260H130V258H127ZM143 257V258H142ZM94 258H92V259H94ZM127 258V259H126ZM90 259V258H89ZM111 259H113V260H111ZM140 259V260H139ZM102 260H104V261H102ZM112 261V262H109V261ZM129 260L131 261V262H129ZM139 260V261H138ZM90 262H92V261H90L89 260V262L87 263V264H92L93 262H94V260H93V262L92 263H90ZM101 262V263H100ZM109 262V263H108ZM94 264V263H93ZM97 264V263H96ZM134 264V263H133Z\"/></svg>", "mask_w": 264, "mask_h": 264}, {"label": "crops", "instance_id": "crops-1", "mask_svg": "<svg viewBox=\"0 0 264 264\" xmlns=\"http://www.w3.org/2000/svg\"><path fill=\"white\" fill-rule=\"evenodd\" d=\"M190 1L195 8H202L207 3L216 2L217 4H221V5L226 3L227 5L225 6L229 7V10L232 14H236V15L246 14V13L264 14V0H190ZM69 3H71V0H42L35 2L28 1L24 4L21 12V19L23 23L28 25L43 27L41 40H40L41 46L48 49L57 48L56 46H58V42H59L58 39L59 33L57 30H59L60 28L59 27L60 20L64 18L63 5ZM77 16L79 23L87 28L98 30L101 29L104 25V21L101 18L92 15L91 13L85 10H80Z\"/></svg>", "mask_w": 264, "mask_h": 264}]
</instances>
